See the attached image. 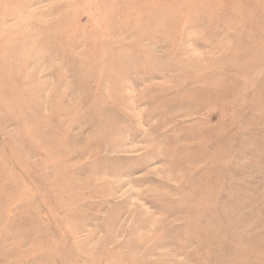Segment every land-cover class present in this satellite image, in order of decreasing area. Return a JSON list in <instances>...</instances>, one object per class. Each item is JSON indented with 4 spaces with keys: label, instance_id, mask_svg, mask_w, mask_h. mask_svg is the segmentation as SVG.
Wrapping results in <instances>:
<instances>
[{
    "label": "rangeland",
    "instance_id": "obj_1",
    "mask_svg": "<svg viewBox=\"0 0 264 264\" xmlns=\"http://www.w3.org/2000/svg\"><path fill=\"white\" fill-rule=\"evenodd\" d=\"M0 264H264V0H0Z\"/></svg>",
    "mask_w": 264,
    "mask_h": 264
}]
</instances>
